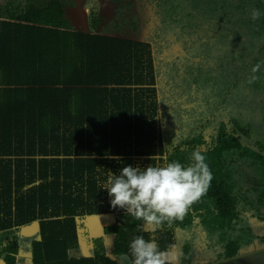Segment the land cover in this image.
Here are the masks:
<instances>
[{
	"label": "trees",
	"instance_id": "16d2710c",
	"mask_svg": "<svg viewBox=\"0 0 264 264\" xmlns=\"http://www.w3.org/2000/svg\"><path fill=\"white\" fill-rule=\"evenodd\" d=\"M14 2L0 0V264H19L21 230L36 222L33 264H122L116 250L80 252V220L108 214L116 218L118 241L143 236L161 251L186 229L231 234L249 218L264 246V69L251 82V68L264 61V14L252 20L251 13L264 12V0H205L222 37L238 41L233 51L210 56L213 79L223 77L243 94L233 100L231 119L211 124V139L197 133L191 144L167 149L147 42L74 32L59 1ZM195 149L214 178L182 221L148 231L143 220L111 207L102 188L109 171L173 160L188 166Z\"/></svg>",
	"mask_w": 264,
	"mask_h": 264
},
{
	"label": "crops",
	"instance_id": "0c3cea01",
	"mask_svg": "<svg viewBox=\"0 0 264 264\" xmlns=\"http://www.w3.org/2000/svg\"><path fill=\"white\" fill-rule=\"evenodd\" d=\"M54 1H59L62 4L64 19L69 23V27L74 32L147 42L151 46L158 122L164 149L181 147L186 143L191 144V140L196 137L197 133H203L207 138L211 139L210 134L213 131L211 124L213 121L208 125L211 120L209 117H205L199 122V125H197L199 128L196 131L181 129L179 125L180 118L183 117L187 123V116L189 114L200 117L199 115H203L206 111L210 112V110H213L212 95H207L206 90L209 89L206 87L205 79L197 76V73L199 75L202 74L201 65L199 66L200 63L197 62L198 54L206 53V59L213 55H223L227 50L233 51V49H236L238 41H234L235 43L229 42L227 38L222 37L223 34L221 33L219 38L223 39L222 50L215 51L210 45L204 43L203 39L199 40L198 45L189 43L188 41L191 42V40L185 38L188 37L185 30L176 26L173 30L165 26L164 30L149 32L150 38L148 39L138 30L135 36L117 34L109 31L107 25L103 26L102 8H99L98 5L100 0H15L14 3L17 6L30 2L48 4ZM194 11L196 14L191 18L196 24V29H198L201 23L204 22V16L197 10V7L194 8ZM189 12L186 11L185 17ZM198 16L201 21H198ZM205 25L200 28L201 32L206 29ZM167 32L171 33L167 34ZM203 34L207 35L206 33ZM232 37L234 36L232 35ZM235 56L237 55L235 54ZM222 81H224V78L219 77L216 79L215 85L220 86ZM228 109L234 110L233 107H228ZM223 110L224 108L219 106V111ZM113 115L114 112L109 113L110 117H113ZM94 217L86 218L88 221V232L86 231L85 233L88 236L92 235L90 237V240L91 238L93 239L91 241L93 242L92 256H107L111 255L113 250H116L122 264H130V242L118 241L115 216L113 214L97 216L102 217L100 222ZM247 220H249L246 223L249 226L247 235L250 237L244 239L237 238L238 243L232 246L226 245L225 234H222V240L218 241L215 235L219 236V233L215 232L214 228L209 230L200 227L199 229L190 228L181 231L175 246L170 250H166L170 255V259L174 257V259H171V264H264V257L260 254L259 250L263 249V246L259 244L260 237L263 238V234L260 233V229L255 228L256 226L258 227L255 219L249 218ZM36 223L37 225L32 235L26 236L28 237L27 242L31 244L40 240L41 237L39 224L38 222ZM23 228L21 230L20 243L22 242V237L25 236ZM92 228H97L99 232L93 233ZM152 228L153 226L145 224L146 230L152 231ZM209 235L213 236L208 237ZM211 237H215L216 239L211 240ZM79 240L81 245L80 232ZM209 240L213 241L215 246H212L213 243ZM97 242H107L108 246L112 247L111 253H106V255L94 253ZM201 242L209 243L211 247L207 246L204 249L201 246ZM86 255L89 254L86 253ZM20 256L19 264H33L31 255L27 260L20 259Z\"/></svg>",
	"mask_w": 264,
	"mask_h": 264
},
{
	"label": "rangeland",
	"instance_id": "374dc122",
	"mask_svg": "<svg viewBox=\"0 0 264 264\" xmlns=\"http://www.w3.org/2000/svg\"><path fill=\"white\" fill-rule=\"evenodd\" d=\"M98 5L99 8H102L101 12L103 17V26L107 25L108 30L111 32L121 35L127 34L135 36L138 33V30L139 32H142L148 39L150 38L149 32L164 30L165 26L170 27V29L173 30L176 26L180 29L183 28L185 30L188 36L185 38L191 40V42L188 41L189 43L198 45L199 40L203 39V42L210 45L212 49H215V51L222 50L221 46L223 45V39L219 38V36L221 35L220 24L216 21V19L209 17V15H206L207 12L205 0H100ZM196 5L197 10L204 16V22L201 23V26L198 29H196V24L191 18L194 16V14H196L194 11ZM186 11L190 12L186 14L185 17ZM198 21H201L199 20V16ZM204 25L206 29L202 32L206 33L207 35H204L200 30V28ZM168 33L171 32H167V34ZM179 36L181 37V35ZM206 57V53L198 54L197 62L200 63L199 66L205 62H210L211 64L205 66V73L201 75L197 73V76L199 78L202 77L205 79L206 87L209 89L206 90L207 95H212L213 110H210V112L206 111L203 115H199L200 117H198L197 115L189 114L187 116V123L186 120L181 117L179 125L181 129L185 131H196V129L199 128L197 127V125H199V122L205 117H209V119H211L209 125L212 121V124L218 123L219 126L221 125V123H226L227 119L232 118L231 114L228 112L230 109L224 108L223 111H219V104L232 105L231 107L235 108L234 105L236 104L233 105V100L237 102L243 94L242 91L239 94L235 92L236 86L233 83L232 87L228 89L227 84L229 83V81H227V79H224L220 86H216L215 78L213 79L214 65L209 60V58L206 59ZM212 79L214 84L212 83ZM219 131H217V134ZM94 218H96V220H98L99 222L102 219V217L97 216H95ZM248 222L249 220H245V222L240 223L238 227L235 225L233 230H231L232 233H226L225 238L235 240L237 238L244 239L250 237L249 235H247L249 226L246 223ZM36 225L37 223H32L29 226L23 228L25 236L22 237V242L20 243V259L27 260V258L31 257L30 255L32 244L27 242L28 237L26 236L32 235V233L35 231ZM81 225L83 226L80 227V252H86L87 254L92 255L93 242L91 241H93V239L91 238L90 240V237L92 235H85L86 231L88 232V221L86 220V218L81 220ZM92 232L98 233L99 230H97V228H92ZM210 236L213 235H209L208 237ZM215 236L218 241L222 240L223 235L221 233H219V236ZM216 238L211 237V240H215ZM211 242L213 243L212 246H215V243L213 241ZM201 246L204 249L207 248V246L211 247V245L206 242H201ZM111 248L112 247H109L107 242H97L95 244L94 253L106 255V253L112 251Z\"/></svg>",
	"mask_w": 264,
	"mask_h": 264
},
{
	"label": "clouds",
	"instance_id": "9594fccd",
	"mask_svg": "<svg viewBox=\"0 0 264 264\" xmlns=\"http://www.w3.org/2000/svg\"><path fill=\"white\" fill-rule=\"evenodd\" d=\"M264 14L255 9L251 19L257 20ZM264 69V61L251 68V82L261 77L256 75ZM119 160V157H112ZM155 157L153 156L152 159ZM188 166L179 161L165 162L163 165H149L146 168L124 167L119 175L107 173L102 188L108 190L113 209H124L137 220H143L152 230L169 226L174 221H182L191 206L199 201L209 190L213 173L206 162V156L199 149L191 155ZM133 264H171L167 251H161L154 239L146 240L136 236L130 243Z\"/></svg>",
	"mask_w": 264,
	"mask_h": 264
}]
</instances>
